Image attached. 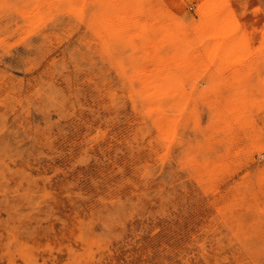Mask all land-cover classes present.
<instances>
[{
	"label": "rangeland",
	"instance_id": "obj_1",
	"mask_svg": "<svg viewBox=\"0 0 264 264\" xmlns=\"http://www.w3.org/2000/svg\"><path fill=\"white\" fill-rule=\"evenodd\" d=\"M205 6L0 0V264H264V0Z\"/></svg>",
	"mask_w": 264,
	"mask_h": 264
},
{
	"label": "bare ground",
	"instance_id": "obj_2",
	"mask_svg": "<svg viewBox=\"0 0 264 264\" xmlns=\"http://www.w3.org/2000/svg\"><path fill=\"white\" fill-rule=\"evenodd\" d=\"M204 1V4L206 5L207 4V6H205V12L206 11H208V12H211V10H212V12H215V13H211V14H219V11L222 9V7L220 6V7H218V5L221 3V1H223V0H203ZM226 1V0H225ZM226 3V2H225ZM224 3V4H225ZM226 6H227V3H226ZM223 12V11H222ZM226 12V11H225ZM221 13V12H220ZM216 14V15H217ZM230 14V13H229ZM231 15H232V13H231ZM229 16V18H228V21H233V22H229L230 24L231 23H235L236 22V20H235V18H234V16L232 17V16ZM232 17V18H231ZM217 20L214 18V19H212V22H207L205 25H207L208 27H210V31H208L209 32V34H207V35H209L208 37L207 36H205V37H207V39L210 37V39H213V38H215V37H217V35H219L221 32H222V30H218L217 29V27L219 26L220 28H222V29H224V28H226L227 27V24H229L228 22H226V20H225V22H216ZM204 25V26H205ZM206 26V27H207ZM206 27H204V31H205V29H206ZM219 28V29H220ZM207 30V29H206ZM207 33V32H206ZM205 33V34H206ZM200 39V38H199ZM218 47V46H217ZM227 53V52H226ZM225 55V54H224ZM225 56H227V55H225ZM225 58V57H224Z\"/></svg>",
	"mask_w": 264,
	"mask_h": 264
}]
</instances>
